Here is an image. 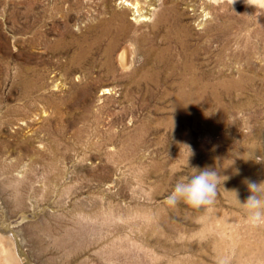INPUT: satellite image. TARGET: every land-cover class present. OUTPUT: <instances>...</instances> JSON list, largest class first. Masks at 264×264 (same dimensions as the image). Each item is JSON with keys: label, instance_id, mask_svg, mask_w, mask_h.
<instances>
[{"label": "rangeland", "instance_id": "374dc122", "mask_svg": "<svg viewBox=\"0 0 264 264\" xmlns=\"http://www.w3.org/2000/svg\"><path fill=\"white\" fill-rule=\"evenodd\" d=\"M192 79L204 99L178 116ZM205 168L222 182L211 212L165 203ZM249 181H264V9L0 0V236L20 264H264V225L235 201Z\"/></svg>", "mask_w": 264, "mask_h": 264}, {"label": "clouds", "instance_id": "9594fccd", "mask_svg": "<svg viewBox=\"0 0 264 264\" xmlns=\"http://www.w3.org/2000/svg\"><path fill=\"white\" fill-rule=\"evenodd\" d=\"M247 4L264 9V0H247ZM190 155L193 153L189 148L188 157ZM186 166L188 167V163ZM219 177L216 169H195L174 185L165 203L170 207L183 203L193 210L211 212L217 197L218 184L222 183ZM247 187L250 195L241 203L235 194L236 201L242 206L250 226L264 225V181H249Z\"/></svg>", "mask_w": 264, "mask_h": 264}, {"label": "bare ground", "instance_id": "6f19581e", "mask_svg": "<svg viewBox=\"0 0 264 264\" xmlns=\"http://www.w3.org/2000/svg\"><path fill=\"white\" fill-rule=\"evenodd\" d=\"M126 4L131 5L127 2ZM134 6V5H133ZM121 51V50H120ZM125 51V50H124ZM119 60L121 63H124V52L119 53ZM207 89V86L198 87L197 81L195 79L190 80L189 82L183 83L177 94L176 98V109L178 116L185 115L187 113H192V107L195 103L202 102L204 99V90ZM209 89V88H208ZM207 92V91H205ZM177 116V117H178ZM179 118V117H178ZM249 166V165H248ZM251 169V168H250ZM246 176V175H245ZM249 176V175H248ZM237 179V178H236ZM238 180V179H237ZM236 183V182H235ZM242 183V182H241ZM234 184V183H233ZM238 188V187H237ZM246 190V189H245ZM244 190V191H245ZM233 192V191H232ZM247 192V191H246ZM236 193V192H235ZM241 193V192H240ZM244 193V192H243ZM233 194V193H232ZM247 198V197H246ZM236 201V200H235ZM240 201V200H239ZM2 228V227H1ZM2 230V229H1ZM0 241V264H20L17 256L13 252V249L8 243H1ZM234 243V242H233ZM237 244V243H236ZM18 253V252H17ZM259 256V255H258ZM24 257V256H23ZM236 259V258H235ZM24 263V262H23Z\"/></svg>", "mask_w": 264, "mask_h": 264}, {"label": "water", "instance_id": "95a60500", "mask_svg": "<svg viewBox=\"0 0 264 264\" xmlns=\"http://www.w3.org/2000/svg\"><path fill=\"white\" fill-rule=\"evenodd\" d=\"M5 239H6V238H5ZM8 239H9V238H7L6 240H4V238L0 236V241H2L1 243H3V242H4V243H8V244L10 245V247H11V248L13 249V251H14V248H13L12 245H11L12 243L9 241L10 239H9V240H8ZM4 243H3V245H5Z\"/></svg>", "mask_w": 264, "mask_h": 264}]
</instances>
